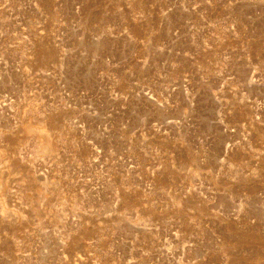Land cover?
<instances>
[{
    "label": "rangeland",
    "instance_id": "1",
    "mask_svg": "<svg viewBox=\"0 0 264 264\" xmlns=\"http://www.w3.org/2000/svg\"><path fill=\"white\" fill-rule=\"evenodd\" d=\"M0 264H264V0H0Z\"/></svg>",
    "mask_w": 264,
    "mask_h": 264
},
{
    "label": "bare ground",
    "instance_id": "2",
    "mask_svg": "<svg viewBox=\"0 0 264 264\" xmlns=\"http://www.w3.org/2000/svg\"><path fill=\"white\" fill-rule=\"evenodd\" d=\"M151 98H152V96H151ZM48 146V145H47Z\"/></svg>",
    "mask_w": 264,
    "mask_h": 264
}]
</instances>
